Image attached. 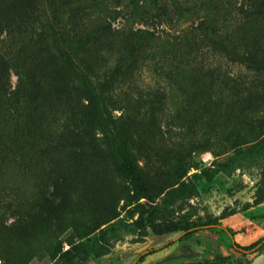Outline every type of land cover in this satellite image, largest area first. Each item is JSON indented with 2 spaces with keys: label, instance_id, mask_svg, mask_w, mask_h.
<instances>
[{
  "label": "rangeland",
  "instance_id": "rangeland-1",
  "mask_svg": "<svg viewBox=\"0 0 264 264\" xmlns=\"http://www.w3.org/2000/svg\"><path fill=\"white\" fill-rule=\"evenodd\" d=\"M63 50L106 84L147 195ZM0 54V264H182L161 261L183 242L190 264L264 253L234 247L264 236V0H0Z\"/></svg>",
  "mask_w": 264,
  "mask_h": 264
},
{
  "label": "trees",
  "instance_id": "trees-1",
  "mask_svg": "<svg viewBox=\"0 0 264 264\" xmlns=\"http://www.w3.org/2000/svg\"><path fill=\"white\" fill-rule=\"evenodd\" d=\"M64 60L67 62L70 70L71 75L73 79L77 82H79L80 85L84 87L87 94L89 95V102L93 108V111L97 117L98 122L100 123V127L103 130V133H106L108 135V139L110 141V145L114 148L115 155L117 156V159L120 162V165L122 169L127 173L128 177L130 178V182L132 186L134 187V190L136 191L137 195L139 197L145 196L148 194L149 186L145 178L140 173L137 165L133 161L131 155L128 152L127 149V142L120 138L118 134H115L112 127H110V122L107 120L104 112V93L106 91V84L102 83L100 87H97L90 77H88L85 73V70L82 68V66L75 61V57L69 50H63L62 54ZM4 59V56L0 54V64L2 63ZM109 134L111 136H109ZM224 172L232 173L234 170L237 169V164L235 161H229L228 163H225L220 166ZM208 170H204L203 176L208 177ZM218 224L213 222H205L203 224H193L189 228L185 229L183 232V238L187 239L194 234H196L199 231L210 229L212 227H217ZM226 231L229 232V234H233L232 231L229 228H225ZM173 243V241L168 242L165 244V246H169ZM162 246V247H165ZM162 247L159 248H149L140 254H138L139 258H142L148 254L157 252L158 250L162 249ZM234 247L242 252V253H248L253 252L261 247H264V236L258 239L257 241L251 243L247 246H242L237 243H234ZM182 251V253H179V251ZM79 255V252H74L69 255L62 256L60 259L56 261V264H71L75 257ZM197 254L196 252L191 248V246L185 242H183L177 251L171 253L168 255L161 263L163 262H171L176 259H183L180 263L182 264H190L187 259L190 258H196ZM185 260V261H184ZM218 261L221 260V258L217 259ZM251 263V262H250Z\"/></svg>",
  "mask_w": 264,
  "mask_h": 264
},
{
  "label": "flooded vegetation",
  "instance_id": "flooded-vegetation-1",
  "mask_svg": "<svg viewBox=\"0 0 264 264\" xmlns=\"http://www.w3.org/2000/svg\"><path fill=\"white\" fill-rule=\"evenodd\" d=\"M179 248V247H178ZM191 248H192V246H191ZM193 249V248H192ZM194 250V249H193ZM195 252H196V250H194ZM179 253H182V251L180 250L179 251ZM196 254H197V256H196V258H192V259H190V258H188L187 259V261L189 262V263H193V262H195V261H197L198 260V258H199V256H200V254L198 253V252H196ZM221 253L220 252H217V253H209L208 254V258H210V259H217V258H220L221 257ZM181 261H183V259H180ZM189 260H193L192 262H190ZM180 261V262H181ZM185 261V260H184ZM167 263H169V262H167Z\"/></svg>",
  "mask_w": 264,
  "mask_h": 264
},
{
  "label": "water",
  "instance_id": "water-1",
  "mask_svg": "<svg viewBox=\"0 0 264 264\" xmlns=\"http://www.w3.org/2000/svg\"><path fill=\"white\" fill-rule=\"evenodd\" d=\"M143 250V249H141ZM146 250V249H145ZM190 262H192L193 260H189ZM250 264H264V253H261L259 255H257Z\"/></svg>",
  "mask_w": 264,
  "mask_h": 264
}]
</instances>
